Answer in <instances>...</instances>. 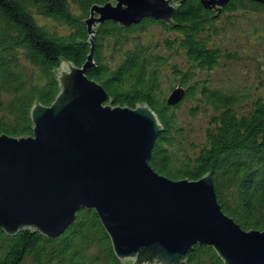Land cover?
I'll use <instances>...</instances> for the list:
<instances>
[{"label": "trees", "instance_id": "obj_1", "mask_svg": "<svg viewBox=\"0 0 264 264\" xmlns=\"http://www.w3.org/2000/svg\"><path fill=\"white\" fill-rule=\"evenodd\" d=\"M108 1L0 0V133L32 134V106L55 100L61 89L57 69L64 61L86 62L92 42L85 20L94 4ZM240 12H264V3L230 0L217 10L188 0L171 22L143 18L124 27L106 20L95 27V65L87 74L105 87L114 105L147 102L158 114L164 130L150 160L157 171L193 180L212 172L222 209L243 228L264 230V91L212 86L202 74L240 58L219 40L226 33L221 19L235 23ZM39 16L54 24L40 22ZM175 56L181 59L175 61ZM164 69L176 86L186 88L176 105L167 102L176 86L164 87ZM193 99V116L208 111L201 142L187 137L177 113ZM186 257L187 264H224L207 245L195 244ZM0 264L132 262L115 254L95 209H81L75 222L54 238L32 229L10 235L0 226Z\"/></svg>", "mask_w": 264, "mask_h": 264}, {"label": "water", "instance_id": "obj_2", "mask_svg": "<svg viewBox=\"0 0 264 264\" xmlns=\"http://www.w3.org/2000/svg\"><path fill=\"white\" fill-rule=\"evenodd\" d=\"M187 1L110 0L91 7L86 62L64 61L57 69L61 89L52 104L32 106V134L0 133V226L7 234L32 229L54 238L78 211L95 209L122 261L187 264V253L200 244L213 247L224 264H264V230L245 229L222 209L212 172L174 179L150 163L164 130L155 110L147 102L114 105L87 74L95 65L96 26L171 22ZM229 1L201 0L217 10ZM185 95L178 85L167 102L176 105Z\"/></svg>", "mask_w": 264, "mask_h": 264}, {"label": "rangeland", "instance_id": "obj_3", "mask_svg": "<svg viewBox=\"0 0 264 264\" xmlns=\"http://www.w3.org/2000/svg\"><path fill=\"white\" fill-rule=\"evenodd\" d=\"M223 17L221 24L226 26V33L219 40L228 42L231 49L239 52L240 58L221 65L211 72H202L203 76L211 80L212 86L221 88L250 87L255 92L264 91V12L239 13L235 23H228ZM40 22L54 24L51 19L39 16ZM254 24L261 25L253 29ZM263 26V27H262ZM63 32L65 27H60ZM255 32V33H254ZM155 33L159 34L158 29ZM181 58L175 56L174 60ZM161 80L165 88L176 86L177 80L164 69ZM195 100H187L177 110L179 119L187 127V137L194 142L203 140L204 130L208 122V111L203 110L193 116L189 106Z\"/></svg>", "mask_w": 264, "mask_h": 264}]
</instances>
